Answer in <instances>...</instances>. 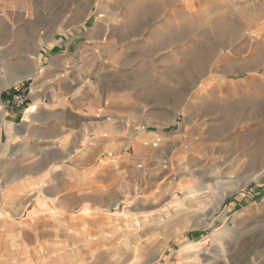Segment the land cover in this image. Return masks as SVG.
<instances>
[{
  "label": "rangeland",
  "instance_id": "obj_1",
  "mask_svg": "<svg viewBox=\"0 0 264 264\" xmlns=\"http://www.w3.org/2000/svg\"><path fill=\"white\" fill-rule=\"evenodd\" d=\"M102 182L59 264H264V0H0V212Z\"/></svg>",
  "mask_w": 264,
  "mask_h": 264
},
{
  "label": "crops",
  "instance_id": "obj_2",
  "mask_svg": "<svg viewBox=\"0 0 264 264\" xmlns=\"http://www.w3.org/2000/svg\"><path fill=\"white\" fill-rule=\"evenodd\" d=\"M164 22H166V20H164ZM60 108L64 107H59V109ZM66 115H68V117L71 115L76 116L77 113L65 112V116ZM25 125L29 126L26 123ZM106 167L107 164L103 163L105 172ZM102 176L104 177V175ZM69 179H67V181ZM27 180L38 181L39 184L41 181H45L43 178L40 181L37 179ZM99 185L104 187L99 189L96 188L97 186L89 188L79 187L77 190L75 188L71 190L64 189L54 193L51 197H38L42 202L44 200L47 201L49 205L38 206L37 202L36 206L28 211L26 208L22 207L14 209L4 208L3 211L0 212V264H38L39 262L48 260V257L54 256L58 260H54L51 263L59 264L58 255H60L61 250L63 252H68L70 246H72L71 242H73L75 238L78 219L75 213L72 212L73 209L63 208L59 202L53 200L65 197L75 199V193L79 189L83 192L85 197L92 194L103 193L105 191V184L102 182ZM33 193L37 195V191L33 190L29 192L28 196ZM91 209L92 207L89 208V210ZM10 215H18L19 217L12 218ZM85 215L94 216L96 212L89 211L85 213ZM99 215L100 218L102 217L98 219L99 223H105L107 221V219L104 218L106 215L104 213H100Z\"/></svg>",
  "mask_w": 264,
  "mask_h": 264
},
{
  "label": "bare ground",
  "instance_id": "obj_3",
  "mask_svg": "<svg viewBox=\"0 0 264 264\" xmlns=\"http://www.w3.org/2000/svg\"><path fill=\"white\" fill-rule=\"evenodd\" d=\"M24 76H19V77H16V78H13V79H10L8 82H6L2 87H5V86H9V85H12V84H15V83H17L18 81H20L22 78H23ZM37 97L36 96H32V99L34 100V101H36L37 99H36ZM34 107H35V104L34 105H32L29 109H28V111L27 112H29L30 110L32 111L33 109H34ZM27 117V116H26ZM248 181H245V182H242V184H245V183H247ZM238 186H236V188H237ZM240 188V187H239ZM37 191H38V189H37ZM229 193V191H225V193L223 194V197H222V199L225 197V195L226 194H228ZM221 199V200H222ZM264 206V205H263ZM256 210L258 209V206H255L254 207ZM260 208H261V206H260ZM254 212V211H253ZM252 213V212H251ZM256 213V212H255ZM131 222L132 223H135L136 222V220L135 219H132L131 220ZM116 223H118V222H116ZM128 227V226H127Z\"/></svg>",
  "mask_w": 264,
  "mask_h": 264
},
{
  "label": "built area",
  "instance_id": "obj_4",
  "mask_svg": "<svg viewBox=\"0 0 264 264\" xmlns=\"http://www.w3.org/2000/svg\"><path fill=\"white\" fill-rule=\"evenodd\" d=\"M25 98L23 97H18L16 98V101L14 102L15 103V106L17 107H21L23 105V102H24Z\"/></svg>",
  "mask_w": 264,
  "mask_h": 264
}]
</instances>
